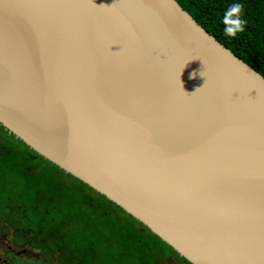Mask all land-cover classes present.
Segmentation results:
<instances>
[{"label": "water", "instance_id": "1", "mask_svg": "<svg viewBox=\"0 0 264 264\" xmlns=\"http://www.w3.org/2000/svg\"><path fill=\"white\" fill-rule=\"evenodd\" d=\"M0 124L192 264H264V76L176 0H0Z\"/></svg>", "mask_w": 264, "mask_h": 264}, {"label": "flooded vegetation", "instance_id": "2", "mask_svg": "<svg viewBox=\"0 0 264 264\" xmlns=\"http://www.w3.org/2000/svg\"><path fill=\"white\" fill-rule=\"evenodd\" d=\"M5 130L0 126V264H99L89 251L77 249L84 245L73 242L79 233L63 210L71 189L84 192L91 202L98 196Z\"/></svg>", "mask_w": 264, "mask_h": 264}, {"label": "trees", "instance_id": "3", "mask_svg": "<svg viewBox=\"0 0 264 264\" xmlns=\"http://www.w3.org/2000/svg\"><path fill=\"white\" fill-rule=\"evenodd\" d=\"M176 1L222 44L264 76V0ZM233 3L243 5L241 19L245 21V26L243 32L238 33L235 38H229L224 35V26L220 21L228 6ZM11 136L14 137L12 133ZM17 141L23 147L27 146L18 138ZM28 150L36 153L33 149ZM46 161L55 169L76 179L88 190L87 193L93 192L98 196L96 202H91V198L84 192L71 189L66 193L64 215L69 217L66 218L67 221L73 219L71 225L79 233V239L74 240L72 234L70 237L73 242L84 245L77 249L89 251L93 260H99V264H167L165 260L171 258L178 263L192 264L115 202L48 159ZM7 177L9 178L8 174ZM11 177L21 178L15 175ZM45 192L43 189L39 191ZM51 199L56 201L55 197ZM61 212L59 217L63 216ZM78 256L81 257L79 254Z\"/></svg>", "mask_w": 264, "mask_h": 264}, {"label": "clouds", "instance_id": "4", "mask_svg": "<svg viewBox=\"0 0 264 264\" xmlns=\"http://www.w3.org/2000/svg\"><path fill=\"white\" fill-rule=\"evenodd\" d=\"M242 9V4L233 3L223 13L220 23L224 26L223 32L226 37L235 38L238 33L244 31L245 21L241 19ZM191 75L195 77L196 73L193 72Z\"/></svg>", "mask_w": 264, "mask_h": 264}, {"label": "rangeland", "instance_id": "5", "mask_svg": "<svg viewBox=\"0 0 264 264\" xmlns=\"http://www.w3.org/2000/svg\"><path fill=\"white\" fill-rule=\"evenodd\" d=\"M165 261H166V262H169V263H172V262H174V263H175V262L178 263L176 260H173V259H170V260L167 259V260H165Z\"/></svg>", "mask_w": 264, "mask_h": 264}]
</instances>
